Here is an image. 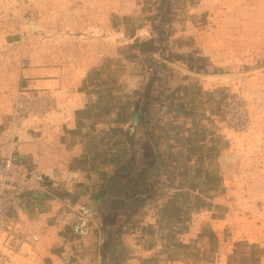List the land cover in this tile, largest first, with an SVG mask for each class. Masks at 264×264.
<instances>
[{
  "label": "rangeland",
  "instance_id": "374dc122",
  "mask_svg": "<svg viewBox=\"0 0 264 264\" xmlns=\"http://www.w3.org/2000/svg\"><path fill=\"white\" fill-rule=\"evenodd\" d=\"M160 2L0 0V155L17 150L12 143L19 140L6 138L13 101L24 89L21 69L29 63L61 62L78 76L91 67L95 93L104 89L111 99L120 89L127 103L150 86L140 110L143 132L151 133L165 111L176 109L202 140H210L205 152L215 158L219 176L213 185L220 191L212 198L214 213L235 238L264 256V0H171L172 19L165 23ZM127 146L116 170L133 149ZM48 191L37 190L27 201L40 205L39 192L57 199L58 193ZM94 200L92 236L99 239V229L106 237L110 228L98 220L111 210L98 196ZM63 201L68 200L58 202V213L69 226L60 215ZM81 203L88 204H73ZM31 222L40 233L38 218ZM135 229L143 232L141 223ZM109 238L99 245L101 264H124L126 247L115 234ZM37 244L28 248L36 251ZM224 257L217 252L194 264H221Z\"/></svg>",
  "mask_w": 264,
  "mask_h": 264
},
{
  "label": "crops",
  "instance_id": "0c3cea01",
  "mask_svg": "<svg viewBox=\"0 0 264 264\" xmlns=\"http://www.w3.org/2000/svg\"><path fill=\"white\" fill-rule=\"evenodd\" d=\"M67 66L43 60L21 69L23 88L42 96L39 113L20 128L7 126L6 140H19L12 145L21 161L53 177L48 188L58 194L54 199L39 192L43 201L37 207L25 200L18 217L29 224L38 218L41 239L36 251L24 247L17 264H101L99 245L110 239L103 228L99 239L98 234L79 237L60 219L57 205L68 200L97 207L100 187L120 175L116 163L134 140L136 100L127 103L120 89L111 99L104 89L95 93L91 67L78 76ZM152 125L148 139L136 140H159L164 166L153 197L115 233L127 249L124 264H194L212 260L217 252L225 254L221 264H264L259 248L235 238L214 213L218 206L212 198L220 191L213 185L219 176L215 158L205 152L210 140H202L176 109ZM138 128L146 129L143 122ZM98 221L104 227L103 218ZM139 223L142 233L135 231Z\"/></svg>",
  "mask_w": 264,
  "mask_h": 264
},
{
  "label": "built area",
  "instance_id": "2783aa9c",
  "mask_svg": "<svg viewBox=\"0 0 264 264\" xmlns=\"http://www.w3.org/2000/svg\"><path fill=\"white\" fill-rule=\"evenodd\" d=\"M41 98L38 92L20 89L12 104L10 126L15 127L29 116L38 114ZM50 179L52 177L45 176L36 167L25 165L17 150L0 155V264H17L24 247L39 242L40 234L31 224L22 222L18 214L25 200L31 198L35 191L49 192ZM51 196L56 198L53 193ZM61 204L60 215L68 220L73 232L79 236L93 233L97 212L92 204L68 201Z\"/></svg>",
  "mask_w": 264,
  "mask_h": 264
},
{
  "label": "trees",
  "instance_id": "16d2710c",
  "mask_svg": "<svg viewBox=\"0 0 264 264\" xmlns=\"http://www.w3.org/2000/svg\"><path fill=\"white\" fill-rule=\"evenodd\" d=\"M160 6L162 8L163 23L164 20L171 21L172 11L171 0H161ZM149 88L145 92H140V97L136 101V112H139L137 129L132 136L134 140L131 141L133 149H131L127 158L123 161L118 170L120 175L110 177L105 182L104 186L100 187L99 197L105 202L106 208L111 210L107 215L102 213L104 220V228L109 229V237H112L114 231H120L123 223L128 218L139 211L154 195L157 182L159 181L160 170L163 167L162 157L158 149L159 140L151 136L150 140H136L142 138H149L150 133L143 132L138 128L139 123L144 124V114H140V110L144 109L149 97ZM144 100V101H143ZM144 102V103H143ZM135 112V113H136ZM144 134L145 136H142ZM100 209V208H99Z\"/></svg>",
  "mask_w": 264,
  "mask_h": 264
},
{
  "label": "water",
  "instance_id": "95a60500",
  "mask_svg": "<svg viewBox=\"0 0 264 264\" xmlns=\"http://www.w3.org/2000/svg\"><path fill=\"white\" fill-rule=\"evenodd\" d=\"M133 122H134V124H136L138 122V114L137 113L134 114Z\"/></svg>",
  "mask_w": 264,
  "mask_h": 264
}]
</instances>
